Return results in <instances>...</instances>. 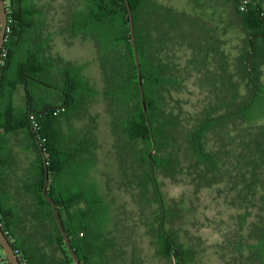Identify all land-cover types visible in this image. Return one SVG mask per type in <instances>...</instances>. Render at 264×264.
<instances>
[{
  "label": "trees",
  "instance_id": "16d2710c",
  "mask_svg": "<svg viewBox=\"0 0 264 264\" xmlns=\"http://www.w3.org/2000/svg\"><path fill=\"white\" fill-rule=\"evenodd\" d=\"M33 1L11 0L8 21L11 31L0 61V131L24 132L30 140L29 151L35 158L27 169L29 178L24 181L32 183L37 201L22 206L34 217L39 212L38 220L45 225L43 229L39 225L33 228V232H38V243L31 236L33 233L17 241L14 229L21 221L19 213L15 208L4 211L1 201L0 224L22 264H47L41 254L47 242L57 245L64 254L55 264H75L57 223L53 204L43 193L45 154L49 168L47 195L57 203L72 247L82 264H106L105 250L110 245L105 231L108 206L97 184L85 180L90 164L95 161L97 140L92 128L82 129L75 122L85 116L88 105L101 91L83 73L85 64L57 62L48 53L51 36L37 32L46 22V11L34 7ZM194 1L199 7L209 2L223 5L228 11L227 24L243 31L245 36L237 57L236 74L229 75L232 79L236 75L239 83L247 79L254 83L253 92L246 101L237 96L239 101L225 104V112H209L187 132L190 155L200 167L198 173L212 184L218 180L220 155L218 150L207 149L209 133L233 121L248 122L255 118L258 107L264 109V87L257 75L258 64H264V2H251L241 10L242 0ZM129 2L134 16L144 101L126 0H71L60 26L61 32L69 43L78 37L93 41L107 80L104 94L114 109L115 134L124 146L133 147L127 153L133 163L145 169L141 174L142 190L158 204L154 220L147 223L151 243L157 255L174 259L177 264H188L194 250L186 248L168 226L179 217L182 208L167 204L158 178L161 169L169 170L174 163L171 154H159L172 144L169 131L173 125L163 107L162 92L180 86L182 79L168 72L169 65L163 62L159 52L165 26L189 38L190 44L199 49L205 47L207 54L217 49L220 40L207 19L199 14L176 10L156 0ZM34 31L39 36L31 39ZM20 85L23 93L18 97L16 92ZM241 137L246 150L243 154L245 164H241L248 166L242 173L249 175L252 184H260L264 201V125L242 130ZM137 144L140 147L135 149ZM261 208L264 210V202ZM253 236L257 241L250 244V260L252 264H264V213L255 224ZM0 264H10L4 259L1 245Z\"/></svg>",
  "mask_w": 264,
  "mask_h": 264
},
{
  "label": "rangeland",
  "instance_id": "374dc122",
  "mask_svg": "<svg viewBox=\"0 0 264 264\" xmlns=\"http://www.w3.org/2000/svg\"><path fill=\"white\" fill-rule=\"evenodd\" d=\"M70 1L34 0L33 6L46 11V22L37 32L51 36L48 53L57 62L85 64L83 73L101 91L88 105L85 116L75 122L82 129L92 128L97 140L95 161L85 180L97 184L108 206L105 231L110 245L105 250L106 264H177L174 259L157 255L151 243L147 223L154 220L158 204L142 190L141 174L145 169L133 163L127 153L133 147L124 146L115 134L114 109L104 94L107 80L93 41L78 37L69 43L62 35L60 26ZM156 1L199 14L220 40L216 52L207 54L205 47L199 49L190 44L189 38L165 26L159 53L169 65L168 72L182 79L180 86L162 92L163 107L173 125L169 131L172 144L159 154H171L174 163L169 170L161 169L158 178L167 204L182 208L168 226L186 248L194 250L188 264H252L250 244L257 241L253 230L264 213L263 188L242 173L248 166L242 165L246 150L241 132L264 125V109L258 107L255 118L248 122L233 121L209 133L206 147L218 150L220 155L218 180L212 184L199 175L200 167L192 159L187 142V132L201 117L211 111L223 113L226 103L239 101L237 96L246 101L252 94L254 83L249 79L239 83L236 75L233 79L229 75L236 74L245 34L239 27L227 24L228 11L221 4L209 2L199 7L194 0ZM37 32L31 33V39L39 36ZM257 69L264 87V64H258ZM139 147L137 144L135 149ZM44 225L39 221L41 229ZM48 250L51 264L61 260L62 251Z\"/></svg>",
  "mask_w": 264,
  "mask_h": 264
},
{
  "label": "crops",
  "instance_id": "0c3cea01",
  "mask_svg": "<svg viewBox=\"0 0 264 264\" xmlns=\"http://www.w3.org/2000/svg\"><path fill=\"white\" fill-rule=\"evenodd\" d=\"M22 92L23 86L20 85L17 88V96L20 97ZM15 101L19 103L16 97ZM29 146L30 140L25 137L24 132L0 131V201L4 211L15 208L19 213L21 221L14 229L15 239L21 241L24 235L33 233L31 236L38 243V232L37 230L33 232V228L39 225L38 219L41 215L37 212L34 217L22 206L24 203L37 201L35 193L32 192V183L24 181L29 178L27 169L35 158V154L29 151L31 150ZM48 248L55 249L56 252L61 250L52 242L44 244L41 254L46 263L51 264Z\"/></svg>",
  "mask_w": 264,
  "mask_h": 264
},
{
  "label": "water",
  "instance_id": "95a60500",
  "mask_svg": "<svg viewBox=\"0 0 264 264\" xmlns=\"http://www.w3.org/2000/svg\"><path fill=\"white\" fill-rule=\"evenodd\" d=\"M262 1L264 2V0H262ZM126 4H127L128 12H129L131 37H132V42H133V46H134V53H135V58H136L138 74H139V85H140L142 98L144 101L145 93H144L143 80H142L139 50H138V45L136 42V35H135L134 16H133V11H132L129 0H126ZM7 25H8V13H7L6 5H5L4 0H0V61L2 59V49L4 47L5 40H6ZM144 107H145V111H146L145 103H144ZM147 119L149 121L148 115H147ZM43 155H44L45 173H46L43 193H44L45 197L48 198V200H50L53 204L54 214H55L57 223L59 225V228L63 234L67 250L69 251V253L73 257L75 264H82L79 255L77 254L75 249L72 247L71 239H70V237H69V235H68V233L64 227V224L62 222L57 203L54 201V199L52 197L47 195V187L49 184V168L47 166L46 155L45 154H43ZM0 245L2 246V249L4 251V259H6L10 264H22L20 257L17 254V251H16L13 243L11 242L10 238L6 235L1 224H0Z\"/></svg>",
  "mask_w": 264,
  "mask_h": 264
},
{
  "label": "built area",
  "instance_id": "2783aa9c",
  "mask_svg": "<svg viewBox=\"0 0 264 264\" xmlns=\"http://www.w3.org/2000/svg\"><path fill=\"white\" fill-rule=\"evenodd\" d=\"M5 5H6V9H7V13H8V21H9V13L12 12V5H11V0H4ZM251 2H257V0H242L241 4H240V9L241 10H245L247 5ZM264 14V13H263ZM11 31V27L9 25H7V30H6V37L8 36V32ZM3 51V50H2ZM6 54V50H4L3 55ZM33 118V117H32ZM17 251V250H16ZM18 254V252H17Z\"/></svg>",
  "mask_w": 264,
  "mask_h": 264
}]
</instances>
